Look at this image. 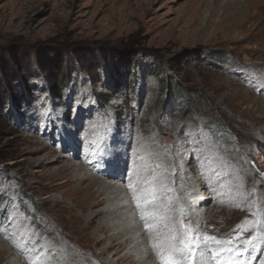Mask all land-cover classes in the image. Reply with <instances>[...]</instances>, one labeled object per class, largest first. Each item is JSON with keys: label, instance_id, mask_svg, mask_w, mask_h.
<instances>
[{"label": "rangeland", "instance_id": "374dc122", "mask_svg": "<svg viewBox=\"0 0 264 264\" xmlns=\"http://www.w3.org/2000/svg\"><path fill=\"white\" fill-rule=\"evenodd\" d=\"M214 7L212 0H0V247L9 254L0 264H120L144 236L136 214L164 205L178 213L174 244L190 225L189 236L232 240L223 245L228 257L239 247L251 261L243 264L263 261L264 241L253 254L243 241L264 232V10L250 19ZM117 160L119 178L109 166ZM63 165H80L77 174L90 178L83 186L92 179L112 186L93 226L89 211L67 197L70 186L40 184ZM138 166L145 170L135 172ZM158 177L170 195L157 192L137 208L128 184L147 193ZM182 183L186 203L179 202ZM233 189L230 199L242 201L237 211L206 220L218 203H230ZM115 198L124 203L115 206ZM187 209L203 219L196 224ZM116 214L123 217L105 235L94 233ZM133 235L117 255L101 253L109 238ZM210 255L201 262L211 264ZM131 257L154 264L146 250Z\"/></svg>", "mask_w": 264, "mask_h": 264}, {"label": "bare ground", "instance_id": "6f19581e", "mask_svg": "<svg viewBox=\"0 0 264 264\" xmlns=\"http://www.w3.org/2000/svg\"><path fill=\"white\" fill-rule=\"evenodd\" d=\"M222 1L223 3L221 5H219V2ZM205 2V1H204ZM212 3L213 5L215 6L214 8L217 9V11L224 15V16H227V17H233V16H247V18H254L256 17V14L260 13V11L264 10V0H212ZM221 3V2H220ZM199 6V5H198ZM198 8V7H197ZM263 12V11H262ZM264 15V14H263ZM221 18V17H220ZM244 92V91H243ZM251 98V97H250ZM262 100V99H261ZM258 104H260V106H264V102H259ZM257 108L260 109V107L258 106ZM262 109V108H261ZM262 111V110H260ZM262 113V112H260ZM256 114V113H255ZM258 116V115H257ZM264 118V116H263ZM262 118V119H263ZM262 132V131H261ZM151 144H147V143H143L142 147H149ZM197 153V152H195ZM212 153H209L207 154V158H210V155ZM153 153H152V157H153ZM201 156V157H200ZM198 155L195 156L196 160H197V163H200L201 164H205V161H206V156H202V155ZM99 159V156L97 154L94 155L93 157V163ZM204 159V160H203ZM177 160V159H176ZM175 160V161H176ZM122 160L118 161L117 160V163L115 165H111L109 164V166L112 167V169L115 171L116 169V172L117 174L115 176L112 175V173H110L109 171H107L106 173L112 175L113 177L115 178H119L118 176H121L119 174V168L120 167V162ZM119 162V163H118ZM171 162V161H170ZM178 162V161H177ZM123 163V162H122ZM74 166V165H73ZM80 165H75L72 169V166L71 165H63L61 168H59L58 170L54 171L53 173H51L49 175V177H43L41 180L42 182L40 183L41 186H47V185H51V189L52 190H55V188L57 189L58 187H64L65 186H70V195H67V197L70 199L73 207L75 209H78L79 211H89L88 213V216H87V224L89 225H92L96 222L98 216L101 215V212H102V206L104 205V202H103V197L105 196V194L107 192H109L110 188H112V186H108V185H104L102 184L101 182H99L97 179L94 180L92 179L91 181H89L85 186L82 185L83 182L85 181H88L90 178L86 175L80 177L77 173H78V167ZM205 166V165H204ZM216 166V165H215ZM212 168H215V167H208L206 170L209 171V169H212ZM161 170V173L162 174L164 171L162 170L163 168L162 167H158L156 172L158 173V170ZM142 170H145V167L143 166H138L137 169L135 170V172H141ZM83 171V170H82ZM204 172V171H203ZM115 174V173H114ZM220 175V173H219ZM60 181V183H58ZM162 179L161 177H158V178H155L152 180V183L151 185L155 184L157 185L156 186V189H157V192H160L161 195H170V188L169 187H166L165 185H162L164 184V181L163 183H161ZM209 183H212L211 180L209 179V182H205L204 185H207ZM183 185H180L179 189H180V193H179V202H183V203H186L187 202V197H186V194L189 192V189L186 187L187 184L186 183H182ZM166 188H165V187ZM140 187V186H139ZM235 187V186H234ZM169 188V189H168ZM237 190H238V187H235ZM248 189V188H247ZM57 191V190H56ZM139 191V190H138ZM142 191V190H141ZM248 191V190H246ZM140 192V191H139ZM131 193V192H130ZM159 194V193H158ZM194 194V193H193ZM213 195L210 192H208L207 194V198L206 200H204V203L207 202V199L209 198V196ZM234 194H237L235 193L234 189L232 190L231 193L228 194L229 196V199L231 196H235ZM129 195V194H128ZM133 196V193H131L128 197L131 198L130 196ZM195 195V194H194ZM194 195H191V197H193ZM242 195V194H241ZM205 196V194H204ZM203 196V197H204ZM238 197V198H237ZM237 197H232L230 199V203H225V204H222V203H218L216 206V209L213 210V212H211V214L208 215V217H206V220H209V219H212V218H216V217H219L223 214L224 211H229L231 214L232 212H236L237 211V207L238 205L236 204H240L242 203L241 199H240V196H237ZM199 197L196 198V200L198 199ZM213 197H211L212 199ZM116 200L114 201L115 202V206H118L120 204H123L124 203V200H118L117 198H115ZM131 201V200H130ZM245 201V200H243ZM113 202V203H114ZM204 203H199L198 204H194L192 205V208L194 210H196V206H198L199 208H202L203 207V204ZM56 204V203H54ZM145 204V203H143ZM245 204V203H244ZM109 206H112V203L109 205ZM158 207H162V206H158ZM95 209H101V211H97ZM103 210H107V208H104ZM187 211L189 212V216L190 218L197 224L198 221L202 220L203 219V216H201V213L198 214L195 213V212H191L190 210L187 209ZM155 214L152 215L150 213H142L141 214H136V216L141 219V216L144 215V216H147L149 217L147 219V222H143V223H139L140 225V228H139V232L144 235L141 237V241H138L134 244V246L130 249L127 250L126 252V255L125 257H120L116 260L117 263H120V264H128V263H131L133 260H132V254H139L142 250H146L148 251L149 253V257L150 259L152 260L151 262L154 263V264H158L157 263V260H156V255L157 253H159L160 251L162 250H165L167 249L166 247H160V248H155L153 247V244H158V245H166L168 243H174V241H172L170 238L172 235H176V231L175 232H171L170 229H169V226L173 223H175L176 225V222L178 220V213H173L172 212V207L170 206H166L164 205V208L161 209V211H156L154 212ZM157 217H154L156 216ZM125 216V215H124ZM187 216V215H185ZM230 215H226V217H228ZM235 216V215H233ZM110 217V216H109ZM123 217V214H116L114 217H111L107 220V223L104 224L105 226H98L96 227V230H94V233H102L103 235H105L107 233V226H110V224ZM168 218V219H165V218ZM181 217V216H180ZM84 218V217H83ZM138 219V220H139ZM152 219V220H150ZM84 221V220H83ZM104 221V220H103ZM145 221V220H144ZM146 223L148 225V228H150L151 230H148L146 229L145 230V227H146ZM200 223V222H199ZM191 224V223H190ZM11 226V225H10ZM15 225H13L14 227ZM93 226V225H92ZM95 226V225H94ZM132 225L131 224H127L126 226L124 225V227H122V230H125V229H128L129 227H131ZM160 227V228H157V227ZM212 226V225H211ZM154 227L157 228V230H155V232L157 233V235H154L152 234L154 232ZM176 227V226H175ZM10 228V227H9ZM85 228V227H84ZM14 229V228H13ZM90 229V228H89ZM94 229V228H93ZM176 229H179V228H176ZM11 230V229H10ZM208 230V229H207ZM206 230V231H207ZM201 231V230H200ZM93 232V230H92ZM94 233H92L94 235ZM203 233V232H202ZM209 233V231H208ZM28 234H31V233H27L26 231L23 232V235L21 237H23L22 239H24V237L26 236L25 239H27L28 237ZM136 236V235H135ZM201 236V235H200ZM92 237V236H91ZM100 237V236H99ZM102 237V236H101ZM134 235L131 237V238H125L124 240H120L118 243H115V240H111V238H109V242L106 246H104L102 248V254L109 252L110 250H113L115 255L118 254L119 250L120 251H123L125 249H127L126 247V243L127 242H131V240L133 239ZM199 237V236H198ZM202 237V236H201ZM21 239V240H22ZM29 239V238H28ZM91 239V238H90ZM20 240V241H21ZM31 240V239H30ZM94 240V239H93ZM92 240V242H93ZM177 240V239H176ZM26 241V240H25ZM15 242V241H14ZM102 243V240L99 239V238H96L94 240V244L95 245H99ZM104 243V242H103ZM178 243V242H177ZM198 243V242H197ZM196 243V244H197ZM27 244V243H26ZM25 244V245H26ZM20 245V244H19ZM12 246H13V243H12ZM94 246V245H93ZM21 247V246H20ZM96 247V246H95ZM22 248H23V245H22ZM27 248V247H26ZM20 249L21 252H25L27 251L28 249L30 250L31 247L29 246L28 249ZM34 248V247H33ZM227 247H223V245H213V244H208L207 245V249L208 250H205V251H202V255L200 257H198V255L194 258H189L185 255V258H184V264H203L202 260L207 256L209 255V252L210 250H212L213 252H215V255H210V259L209 261L211 262V264H218L216 261H215V258L216 257H219L220 259L224 260L223 262H221L220 264H243V260L245 261H248V262H251L249 260H246L244 259V256L243 255H240L238 258L236 257L235 255V252L233 251V249L231 248L229 250V257H233L235 256V259L232 260V261H226V258H229L228 257V250L226 249ZM80 249V248H79ZM28 250V251H29ZM50 250V249H48ZM60 250V249H59ZM253 249H249V251L253 254L252 252ZM8 251V248L7 246L5 247H0V258L1 257H7V255H9L7 253ZM31 251V250H30ZM259 251V250H258ZM32 252V251H31ZM61 253L62 255H66L68 256L67 252L64 251V249H61ZM113 253V254H114ZM120 253V252H119ZM197 253V252H196ZM13 255V254H11ZM95 255V254H94ZM114 255V256H115ZM13 259L15 258L14 256H11ZM102 257V256H101ZM161 257V256H160ZM162 258V257H161ZM257 258V257H256ZM175 259L177 260H180L181 259V256L178 254V252H176V256H175ZM135 261V260H134ZM202 261V262H201ZM33 263V262H32ZM109 264H112L111 262H107ZM133 263V262H132ZM131 263V264H132ZM245 263V262H244ZM7 264H14L12 261L10 263H7ZM58 264V263H57ZM61 264V263H60ZM138 264H145L144 260H141L139 261ZM163 264V262L161 263ZM248 264V263H246ZM260 264H264V256H263V261L260 263Z\"/></svg>", "mask_w": 264, "mask_h": 264}, {"label": "snow or ice", "instance_id": "6c2138e0", "mask_svg": "<svg viewBox=\"0 0 264 264\" xmlns=\"http://www.w3.org/2000/svg\"><path fill=\"white\" fill-rule=\"evenodd\" d=\"M128 187L130 190L133 191L132 199L136 201L137 208H141L143 206L142 201L145 204L152 202L151 198H154L155 195L157 194V189L154 184L152 185V187L147 193L142 192L139 194L135 193L134 186L131 183L128 184ZM180 211H181V214H183L184 210L181 209ZM148 218L149 217L144 216V215L141 216V219L145 220V222H147ZM165 219H168V218L166 217ZM182 227H183L184 239L178 245L174 243H168L166 245H158L155 243L153 244V247L155 248H160V247L167 248V253H163V252L158 253V255L163 258V264H184L185 255L189 258H194L197 251L208 250L207 245L209 243H215L217 245H228L230 247L232 246V240L220 241V240H217L215 237H210V236L202 237V238H197L195 235L189 236V233L193 232L192 227L190 225H182ZM240 228L243 229V225H241ZM146 229L151 230L150 228H148L147 223H146ZM169 229L171 232H175L176 231L175 223L171 224L169 226ZM237 231H239V229ZM236 238L238 237H234L233 239H236ZM170 239L174 241L176 240V236L172 235ZM193 240H198V243L193 244L192 243ZM260 241H264V232L257 231L253 236L243 241L244 251H248L249 249H255L256 244ZM177 250L179 251L180 256H181L180 260L175 259ZM234 251H235V255L237 258L242 254L240 252L239 247H236Z\"/></svg>", "mask_w": 264, "mask_h": 264}, {"label": "trees", "instance_id": "16d2710c", "mask_svg": "<svg viewBox=\"0 0 264 264\" xmlns=\"http://www.w3.org/2000/svg\"><path fill=\"white\" fill-rule=\"evenodd\" d=\"M160 106H158L157 108L159 109ZM184 110V106H180V109L178 111V114H181V116H183V111ZM186 124H188L189 122L188 121H185ZM34 217L36 218V216L34 215Z\"/></svg>", "mask_w": 264, "mask_h": 264}]
</instances>
